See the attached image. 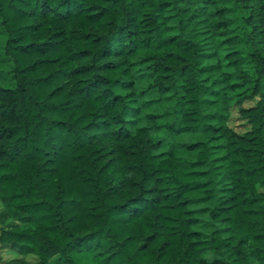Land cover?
Wrapping results in <instances>:
<instances>
[{
	"label": "trees",
	"instance_id": "1",
	"mask_svg": "<svg viewBox=\"0 0 264 264\" xmlns=\"http://www.w3.org/2000/svg\"><path fill=\"white\" fill-rule=\"evenodd\" d=\"M0 54V264H264V0H0Z\"/></svg>",
	"mask_w": 264,
	"mask_h": 264
},
{
	"label": "rangeland",
	"instance_id": "2",
	"mask_svg": "<svg viewBox=\"0 0 264 264\" xmlns=\"http://www.w3.org/2000/svg\"><path fill=\"white\" fill-rule=\"evenodd\" d=\"M232 12L237 17V19L240 21L241 20L242 11L239 10L237 7L234 6V7H232ZM8 66H9L8 62L6 61V59L1 58V54H0V75H3V74L4 75L5 74L7 75V73H5L3 69H6ZM0 81L2 83H6V84L10 83V80H9L8 77L0 78ZM235 121H236V119H232L230 121V123L234 125L236 123ZM8 253H10V250H8L7 247L5 248V247H1L0 246V258L2 256L3 257L7 256Z\"/></svg>",
	"mask_w": 264,
	"mask_h": 264
}]
</instances>
